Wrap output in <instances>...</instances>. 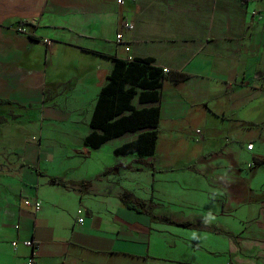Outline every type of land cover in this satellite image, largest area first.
<instances>
[{"label": "crops", "instance_id": "obj_1", "mask_svg": "<svg viewBox=\"0 0 264 264\" xmlns=\"http://www.w3.org/2000/svg\"><path fill=\"white\" fill-rule=\"evenodd\" d=\"M122 1L0 0V264H264V0ZM112 57L165 76L149 157L83 146Z\"/></svg>", "mask_w": 264, "mask_h": 264}, {"label": "trees", "instance_id": "obj_2", "mask_svg": "<svg viewBox=\"0 0 264 264\" xmlns=\"http://www.w3.org/2000/svg\"><path fill=\"white\" fill-rule=\"evenodd\" d=\"M110 60L112 68L107 83L98 93L89 124L92 131L84 138L83 146L87 150L96 149L110 139L141 131L135 140L121 145L113 153L115 156L136 155L141 159L149 157L156 148L159 109L150 107L136 110L131 100L137 96L140 104L157 102L158 90L165 76L161 69L151 65V59L137 58L126 62L112 57ZM262 164L264 158L254 163L256 166ZM51 182L59 181L51 179ZM120 200L135 212L149 214L152 210V205L131 193L124 192ZM159 219L175 226L194 227L189 223Z\"/></svg>", "mask_w": 264, "mask_h": 264}, {"label": "built area", "instance_id": "obj_3", "mask_svg": "<svg viewBox=\"0 0 264 264\" xmlns=\"http://www.w3.org/2000/svg\"><path fill=\"white\" fill-rule=\"evenodd\" d=\"M122 2H123L122 0H117V3H118V4H121ZM124 28H125L126 30H132V29H133V25L130 24V23H125V24H124ZM16 30H17L18 32H24V29H23V27H22L21 25H16ZM120 39H121V34L118 33V34L116 35V40L119 41ZM165 72H166V71H165ZM197 132H199V131H197ZM246 148H247L248 150H250V149L252 148V145H247ZM24 204H25V205L33 206L35 210H38V209L40 208V204H39L38 201L25 200V201H24ZM23 244H24L25 246H27V247H34V244H33L31 241H24ZM15 245H16L15 242H13V243H12V246L15 247ZM30 262H31V261H30Z\"/></svg>", "mask_w": 264, "mask_h": 264}, {"label": "rangeland", "instance_id": "obj_4", "mask_svg": "<svg viewBox=\"0 0 264 264\" xmlns=\"http://www.w3.org/2000/svg\"><path fill=\"white\" fill-rule=\"evenodd\" d=\"M248 167H251V164H249ZM246 169H249V168H246Z\"/></svg>", "mask_w": 264, "mask_h": 264}]
</instances>
